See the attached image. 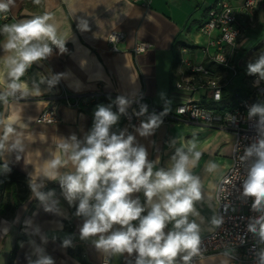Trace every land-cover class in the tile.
I'll list each match as a JSON object with an SVG mask.
<instances>
[{
    "label": "crops",
    "instance_id": "crops-1",
    "mask_svg": "<svg viewBox=\"0 0 264 264\" xmlns=\"http://www.w3.org/2000/svg\"><path fill=\"white\" fill-rule=\"evenodd\" d=\"M217 1L151 0L149 5L144 6L129 0H40L39 4L34 0H14L8 11L0 12V61L8 55L3 48L7 42V34L2 31L4 26L44 14L51 16L49 23L57 28V38L64 40L66 49L62 53L51 41H46L52 48V54L34 62L21 77L29 91L34 84L38 85L40 95L22 97L17 93L2 100L0 136L9 120L15 121V132L6 142L0 159L28 177L29 194L11 220L0 217V264H8L12 253L13 264H29V259L35 261L39 258L37 248L50 256L54 264H82L76 253H80L86 264H102L105 259L110 260V264H136L135 252L107 255L95 248L93 240L96 237L82 240L79 230L83 218L75 215L78 200L69 205L59 180H49L41 173L52 158L65 161L59 169L61 174L74 171L69 154L64 153L59 144L62 140L70 141L75 135L84 146L83 141L91 131L98 106L113 107L115 99L121 95L131 103L140 99L142 103L162 108L182 102L183 96L172 91V81L178 78L181 71L178 49L188 47L194 62L205 63L202 47L194 45V40L201 38L194 27L206 18L208 10ZM229 1L239 10L241 35L235 64L240 69L247 65L245 59L254 49H264V0H259L251 13L241 10L245 0ZM79 20L87 21L88 30L78 28ZM113 31L124 34L117 53L109 51L106 43L107 36ZM138 42H146L151 48L135 55L133 48ZM246 51L250 53L246 54ZM3 72L0 62V73ZM60 74L64 75L50 87L48 81ZM8 82L4 75H0V94L8 92ZM235 91L228 89L225 96L230 98ZM63 93L79 98L81 104L76 108L67 107L60 101ZM106 97H110V101ZM55 100L59 103V121L54 125L38 124L36 117ZM111 131L117 134L124 131L125 135L135 136V143L146 149L154 171L161 168L167 170L177 149L182 148L187 153L190 144L196 143L195 150L201 151L202 156L192 171L202 181L203 198L195 203V207L203 220L190 219H196L200 224L201 238L210 233L214 228L211 220L217 212L216 187L230 163L233 134L203 125L172 122L161 124L149 136H140L137 131L126 128L121 115ZM17 139L22 142V152L9 150ZM209 161L218 165L211 173L205 170ZM30 182H42L38 190L46 195L53 193L48 203L57 201L58 211L44 210V205L33 195ZM130 195L139 199L146 208L142 215H146L148 206L143 191ZM133 223L138 224V221ZM119 227L114 225L113 230ZM171 228L170 223L165 232ZM65 240L71 242L67 247L63 246ZM177 260L178 264H182L179 257ZM196 264H228V261L218 254L206 256Z\"/></svg>",
    "mask_w": 264,
    "mask_h": 264
},
{
    "label": "clouds",
    "instance_id": "clouds-1",
    "mask_svg": "<svg viewBox=\"0 0 264 264\" xmlns=\"http://www.w3.org/2000/svg\"><path fill=\"white\" fill-rule=\"evenodd\" d=\"M39 4L40 0H34ZM14 0H0V12H6ZM51 16L44 14L32 19L22 20L19 23L5 25L3 32L7 34V42L3 48L8 55L3 57L4 75L9 81L8 92L0 94V100L7 96L19 93L22 97L40 95L38 85H33L29 91L28 86L21 81L26 70L34 63L46 59L52 54V48L46 41H51L63 53L66 51L63 39L57 38V28L49 23ZM78 28L88 30L87 21L79 20ZM234 34L226 39L232 42ZM247 74L256 75V84L264 80V52L255 62L247 64ZM55 75L48 81L49 86L55 85L61 76ZM215 99H220L217 92ZM117 112L111 105L98 106L94 113L91 131L87 134L81 146V141L73 135L68 140H62L59 147L69 154V160L74 171L61 174L59 169L65 165L60 158H52L42 175L49 180H59L63 194L72 205H76L75 215L83 218L80 227V238L93 240L95 248L107 255L136 253V264H191L192 258L201 253V226L196 219L202 222L203 218L196 210L195 203L203 198V185L199 176L194 175L195 168L201 159L202 152L195 150V142L190 144L186 153L182 148L177 149L172 157L171 166L165 170L161 168L154 171V164L148 160V153L143 146L135 143L136 137L124 131L119 134L111 129L119 121L120 115L126 114L131 101L121 95L115 101ZM148 111L146 105H141L137 116H143ZM170 111L168 107L159 115L153 113L146 121H141L136 131L140 136H149L163 123L162 117ZM249 118L258 116L257 130L259 139L246 148L241 160L256 157L247 171L242 183V195L252 197L251 210L259 213L249 218L247 231L256 234L260 243L264 244V105H253L248 113ZM14 120L4 124L3 135L0 136V154L6 147V142L15 132ZM12 149L23 151L21 140L17 139L11 144ZM17 159H20L17 156ZM218 168L211 161L206 171L211 173ZM3 170L10 172L7 163ZM33 195L44 205L46 212L58 211L57 201L48 203L49 197L38 189L42 182H30ZM143 191L147 203V214L142 215L146 208L139 199L131 198L132 193ZM138 221V224L133 222ZM222 218L213 216L211 223L214 226L222 224ZM171 230L165 232L169 224ZM114 225L119 229L113 230ZM69 240L63 246L70 245ZM39 258L35 261L29 259V264H54L50 256L43 254L37 248ZM259 264H264V248L258 253Z\"/></svg>",
    "mask_w": 264,
    "mask_h": 264
},
{
    "label": "built area",
    "instance_id": "built-area-1",
    "mask_svg": "<svg viewBox=\"0 0 264 264\" xmlns=\"http://www.w3.org/2000/svg\"><path fill=\"white\" fill-rule=\"evenodd\" d=\"M144 6L151 0H129ZM259 0H245L241 10L251 13ZM206 18L198 24V32L206 40V46L201 52L206 61L194 62L190 57V50L186 46L178 49L179 67L181 71L177 79L172 81V91L183 96V101L171 106L170 111L162 117L163 125L172 122H187L210 129L217 128L230 131L234 143L228 169L219 179L216 187V216L222 218V224L214 226L213 230L201 238V253L192 258L191 264L210 255H223L228 264H259L257 253L264 248L256 234L247 231L249 218L259 213L251 210L252 197L242 195V183L247 171L256 157L241 160L247 147L259 139L257 124L259 117L249 118L248 113L253 105H264V82L255 83L245 96H240L236 90L235 99L227 96L232 80L238 74L235 64L241 28L238 24L239 10L235 9L229 0H218L209 10ZM234 34L231 43L226 37ZM124 39L120 32H110L106 43L109 51L119 52V44ZM146 42H138L133 53L138 55L150 49ZM220 99H215L216 93ZM110 101V97H106ZM67 107H78L81 101L77 97L63 93L61 100ZM209 104L211 106H209ZM58 101H52L36 117V122L43 125H54L59 121ZM141 105H146L148 111L143 116H137ZM113 111L118 108L112 105ZM165 108L142 103L138 99L130 104L126 114L121 115L123 124L130 131H136L141 121L155 113L159 115ZM102 264H110L105 259Z\"/></svg>",
    "mask_w": 264,
    "mask_h": 264
},
{
    "label": "trees",
    "instance_id": "trees-1",
    "mask_svg": "<svg viewBox=\"0 0 264 264\" xmlns=\"http://www.w3.org/2000/svg\"><path fill=\"white\" fill-rule=\"evenodd\" d=\"M8 97V96H7ZM6 97V98H7ZM236 96H230V99H235ZM2 109V100H0V114ZM4 162L0 159V217L11 220L16 212V209L25 202L28 198L29 191L27 190L29 179L27 176L18 170L11 169L10 172L3 170ZM79 202V201H78ZM78 260L82 264H86L81 258L80 253H76ZM13 253L8 259V264H13Z\"/></svg>",
    "mask_w": 264,
    "mask_h": 264
},
{
    "label": "rangeland",
    "instance_id": "rangeland-1",
    "mask_svg": "<svg viewBox=\"0 0 264 264\" xmlns=\"http://www.w3.org/2000/svg\"><path fill=\"white\" fill-rule=\"evenodd\" d=\"M198 29V25H195L194 30ZM199 39L194 40V45L198 46V47H205L206 46V40L204 39V37L200 34ZM246 54H249L250 51H246ZM264 52V49L259 50L258 49H254L253 52L250 53L249 56H247V58L245 59V63L248 64L249 62H255V60L258 58V56ZM239 69V68H238ZM243 79V80H242ZM258 79V77L256 75H248L247 74V65L240 67L239 72L237 74L236 77L233 78L232 80V85L228 88L229 91L234 92L235 90L239 89V95L240 96H245L246 93L248 92L249 88L251 89V87L255 84L256 80ZM260 82H264V80L260 81ZM209 106H211L209 104Z\"/></svg>",
    "mask_w": 264,
    "mask_h": 264
}]
</instances>
